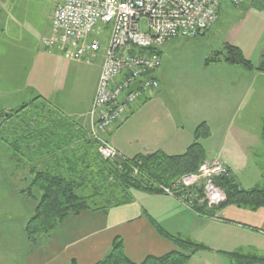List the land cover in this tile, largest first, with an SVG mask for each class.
Returning <instances> with one entry per match:
<instances>
[{
    "label": "crops",
    "instance_id": "crops-1",
    "mask_svg": "<svg viewBox=\"0 0 264 264\" xmlns=\"http://www.w3.org/2000/svg\"><path fill=\"white\" fill-rule=\"evenodd\" d=\"M38 2L0 0V78L8 79L13 90H28L32 99L39 96L59 114L86 126L102 55L85 63L48 51L41 40L50 33L53 2L46 0L48 8L41 14L36 10ZM232 6L243 11L242 17L224 27L215 46L210 41V46L195 54L188 52L195 57L189 58L188 67L170 74L168 51L205 43L203 36L216 24L221 3L209 30L194 37L171 38L159 48L160 65L151 74L158 88L105 134L121 156L155 151L182 154L192 142L196 126L205 122L210 130L201 139L206 159L222 160L242 188L264 183V163L253 158L264 150L260 110L264 107V71L222 60L205 62L218 46L228 43L254 65L264 63V0H242ZM85 78L89 96L84 106L76 108L71 93L67 94L68 81L80 84ZM131 195L130 203L110 207L106 213L84 210L70 215L48 236H40L37 246H31L19 264H94L109 252L115 237L122 239L125 255L134 262L176 249L152 221L170 234L205 246L190 256L188 264H239L226 253L264 254L262 207L250 210L228 205L207 216L174 195L138 190Z\"/></svg>",
    "mask_w": 264,
    "mask_h": 264
},
{
    "label": "trees",
    "instance_id": "trees-1",
    "mask_svg": "<svg viewBox=\"0 0 264 264\" xmlns=\"http://www.w3.org/2000/svg\"><path fill=\"white\" fill-rule=\"evenodd\" d=\"M219 57L246 69L264 71V63L254 65L238 47L228 43L213 52L205 62L215 61ZM39 98L37 96L23 103L7 115L0 110L1 121L19 112H29V118L18 123V126H11V131L18 133V139L10 145L15 149L20 145L31 148L29 172L32 181L26 193L35 200L36 205L24 230L33 247L37 246L40 236H48L70 215L84 210L106 213L110 207L130 203L133 200L132 190L160 192L159 185H170L181 175L195 172L206 160L201 139L207 138L210 130L205 122L196 126L193 140L182 154L167 155L155 151L111 160L103 158L98 152V143L88 134V124L75 123L56 109L45 112L43 106L52 105ZM37 101L42 105H38ZM24 140L29 142L24 144ZM213 182L223 190L225 199L213 205L195 200L192 208L196 212L214 216L228 205L250 210L264 208V183L242 188L230 170L228 175L215 177ZM34 189L39 192L38 196L32 192ZM97 198H101V203ZM152 224L176 249L159 256L148 255L142 261L134 262L125 255L122 239L115 237L109 252L94 264H188L192 254L205 248L191 239L164 231L154 221ZM226 255L239 264H264V254L229 252Z\"/></svg>",
    "mask_w": 264,
    "mask_h": 264
},
{
    "label": "built area",
    "instance_id": "built-area-1",
    "mask_svg": "<svg viewBox=\"0 0 264 264\" xmlns=\"http://www.w3.org/2000/svg\"><path fill=\"white\" fill-rule=\"evenodd\" d=\"M50 33L42 38L48 51L66 59L90 63L102 55L90 108L88 134L105 159H119L105 134L121 123L131 108L156 91L150 74L160 65L159 48L175 37H194L209 30L217 19L220 0H52ZM238 6L242 0H231ZM136 88L126 94L127 90ZM220 159H206L195 172L159 185L186 205L194 201L218 204L225 199L215 177L228 175Z\"/></svg>",
    "mask_w": 264,
    "mask_h": 264
},
{
    "label": "rangeland",
    "instance_id": "rangeland-1",
    "mask_svg": "<svg viewBox=\"0 0 264 264\" xmlns=\"http://www.w3.org/2000/svg\"><path fill=\"white\" fill-rule=\"evenodd\" d=\"M38 1L36 0V2ZM220 3L221 8L216 24L210 32L203 36L207 40H205V43L201 42V44L196 46H182L181 49L168 51L167 55L171 57V61L169 63L166 62V68L170 74L173 70L176 71L188 67L189 58H195L188 52L195 51V54L202 48L210 46V41H214L215 43L213 44L215 46L217 38L224 27L230 22H237L242 17L243 11L234 8L231 0H220ZM36 5V10L40 14L44 9L47 10L48 8L46 0H41ZM218 48L220 50L222 46H218ZM216 59L224 61L222 57ZM161 69L162 67L159 70ZM87 80L85 78L80 81V84L72 79L68 81V93H66H71L76 108L84 106L88 99L89 85ZM32 98L28 90L18 89L15 91L8 79L0 78V110H3L6 114L10 110L19 108L23 103L30 102ZM37 104L42 105L38 101ZM43 107L45 112L48 110L53 112L54 110L52 111V109H55L52 106ZM260 110L264 120V107ZM26 118H29V112H19L5 121L0 120V264H19L23 260V256L31 249V241L24 230L25 224L33 214L36 205V202L26 193L30 190L32 181V175L29 172L31 167V148H25L20 145L19 148L15 149L10 145L15 139H18V133H13L11 126H18V123L25 121ZM18 141L22 142L21 140ZM28 142V140H24L23 143L27 144ZM253 158L264 163L263 148L258 150ZM32 192L34 195H39L36 189L32 190ZM97 201L101 203V198H97Z\"/></svg>",
    "mask_w": 264,
    "mask_h": 264
},
{
    "label": "water",
    "instance_id": "water-1",
    "mask_svg": "<svg viewBox=\"0 0 264 264\" xmlns=\"http://www.w3.org/2000/svg\"><path fill=\"white\" fill-rule=\"evenodd\" d=\"M136 88V85H132L126 92V94H128L130 91H132L133 89ZM7 115V114H6Z\"/></svg>",
    "mask_w": 264,
    "mask_h": 264
}]
</instances>
